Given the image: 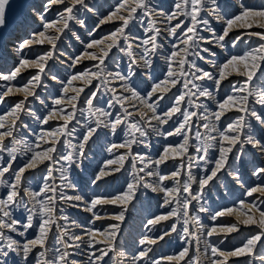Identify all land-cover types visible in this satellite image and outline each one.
Listing matches in <instances>:
<instances>
[{
    "label": "snow or ice",
    "instance_id": "snow-or-ice-1",
    "mask_svg": "<svg viewBox=\"0 0 264 264\" xmlns=\"http://www.w3.org/2000/svg\"><path fill=\"white\" fill-rule=\"evenodd\" d=\"M16 7L24 9L25 21L32 20L34 26L14 47L13 66L0 69V105L8 104L10 97H22L0 113V264H8L10 254L14 264L16 257L19 264H108V260L121 264L117 258L125 254L118 251L117 238L129 208L145 190L157 194L159 207L165 209L147 220L149 232L162 222L170 223L155 238L140 239L131 264H162L150 254L173 234L183 247L163 258L168 264H202V257L208 264H229L241 257L252 258L247 264L256 258L264 261V255L258 257L256 252L258 244L264 249V200L254 196H264V162L255 166L254 156L252 176L259 182L247 187L243 183L248 151L256 150L264 160V31H251L264 29V4L173 0L171 10L165 11L153 0H118L104 13L98 12L102 5L92 0L24 5L0 0V32L6 31ZM213 20L221 25L219 31ZM105 25L112 27L98 38ZM138 26L141 36L136 35ZM233 31L239 33L234 38ZM245 37L261 42L242 52L227 51L229 43L238 49ZM66 39L82 45L78 54L61 50ZM37 46L42 51L29 56L28 50ZM213 48L226 55L216 59ZM0 49V58L12 55L7 41ZM125 58L127 71H121L119 62ZM57 60L67 64L66 77L52 71ZM85 61L91 63L79 68ZM28 69L36 71L20 83L18 77ZM233 76L242 79L232 82ZM49 79L59 85L54 95L50 93V104L38 92L47 88ZM225 81L229 89L221 96ZM36 101L46 111L34 109ZM109 134L122 139L110 143L109 158L89 173L85 163L89 144ZM153 135L167 141L155 158L137 151L149 148ZM169 161L172 170L166 172ZM37 169L41 180L33 188L26 184V174ZM78 170L88 180H82ZM123 173L129 178L120 189L97 194L101 183ZM222 174L244 188L242 196L253 199H240L238 207L209 208L206 195ZM109 207L118 211L103 215L98 211ZM70 208L88 213L93 227L73 219ZM18 209L26 216L17 217ZM202 214L213 226L203 223ZM232 215L236 223L216 224ZM97 221L108 223L101 229L95 227ZM241 226H255L258 231L231 248L221 247L222 239L210 240L239 232ZM29 230L35 232L31 237ZM77 255L85 259L77 260Z\"/></svg>",
    "mask_w": 264,
    "mask_h": 264
},
{
    "label": "rangeland",
    "instance_id": "rangeland-1",
    "mask_svg": "<svg viewBox=\"0 0 264 264\" xmlns=\"http://www.w3.org/2000/svg\"><path fill=\"white\" fill-rule=\"evenodd\" d=\"M34 0H19L15 5H24V4H32ZM93 3H97L99 5H102V8L98 9L99 11H103L104 13H107L110 10V6L114 7L118 0H92ZM235 2L234 0H229V3ZM246 2L255 4V5H261L264 4V0H246ZM153 3L156 5H163V8L166 11L171 10V5L173 3V0H153ZM104 7V8H103ZM167 7V8H166ZM25 13L24 9L22 7H16L14 11L10 14L9 17V24L6 29V31L0 32V44H3L5 42V39L9 36V33L13 30L12 28H17L19 27L20 22L25 21ZM96 17H94L95 19ZM30 21V20H29ZM37 21V20H36ZM39 23V22H36ZM214 27L219 31L221 28V25L217 23L216 21H212ZM16 26V27H15ZM112 25H105L97 34L98 38L100 36H103L106 34V31L108 28H111ZM30 29V28H29ZM251 31H264V29H259V28H253ZM82 35H86L84 33V30H80ZM143 33V29L138 26V29L136 31L137 36H141ZM239 33L236 31H233L230 36L234 38L236 35ZM249 38L245 37L246 42H241L239 45L238 49H233L231 47V43L228 44V49L227 51L230 52H242L248 49L251 42L247 43V40ZM253 41V44L257 45L261 41L258 40L257 37H252L251 39ZM69 42V43H68ZM167 41H165L166 43ZM76 43V44H75ZM72 44L77 45V49H75L76 54L79 53L80 49L82 48V45L75 41V40H65L64 45L62 46L61 50H65L66 52L70 53L71 50L73 49ZM47 47V46H44ZM211 47V46H210ZM41 50V49H40ZM213 50L218 54L219 56H224L226 55L225 50H221L220 48H213ZM207 55V54H205ZM3 56V50L0 49V57ZM60 59H66L65 57H61ZM91 62L85 61L83 64L78 66L79 68H83L86 65L90 64ZM120 70L121 71H127V58H125L123 61H120ZM161 67L164 65V60L160 59L159 61ZM203 63V62H201ZM64 64L60 63V60H57L54 65H52V71L57 74L60 77H66L68 75L67 72L64 71V75L61 74L62 68L64 67ZM205 67H208V65H204ZM36 70L35 69H28L25 70V72L20 75L19 82L24 83ZM60 73V74H59ZM63 73V72H62ZM143 78V77H142ZM146 79V78H144ZM242 78L240 77H235L233 76L231 78L232 82H236L238 80H241ZM45 83L48 86H51L52 89L54 90L53 94H55V88H59V85L55 84L54 81L52 80H46ZM149 84H151V81H148ZM261 86H264L262 84ZM229 89V81L224 82V86L220 92V95H224L225 92H227ZM45 91L44 87H41L38 89L39 95L42 97L44 95L42 92ZM175 91V89H173ZM42 94V95H41ZM19 97H10L8 99H11L8 104L0 105V113L4 112L9 105L12 103V101L17 100ZM34 108H37L41 106L39 101H36L32 104ZM235 115L234 113H228V116ZM83 119V118H81ZM227 119V116L225 117ZM25 120L28 124L33 125V120L30 117H25ZM53 124L57 123V121L51 122ZM62 123V122H59ZM79 129V126H77ZM167 127V126H165ZM202 130V129H201ZM156 137V138H155ZM120 139L122 137L118 136H112L109 134L107 138H105L103 135H101L100 139L96 143H90L89 148L90 150L87 152V160L85 161L86 164H89V173L92 172L93 169L97 167L98 164L102 163L106 158H109L108 153L106 151L107 147L110 145L112 142H120ZM158 139V140H157ZM160 139V140H159ZM162 139V140H161ZM173 139V138H169ZM164 142V143H162ZM167 143L162 137H157L156 135H153L150 138V147L145 149L143 147L137 148V151L145 152L150 154L153 158H155L158 153L162 150V147ZM117 151V150H114ZM123 151V150H119ZM250 153V154H249ZM255 152L254 150H249L248 154L244 157L246 161H249L251 158H254ZM257 156V155H256ZM172 161L168 162V166L165 168L166 172H170L172 170ZM127 167V165H126ZM78 175L79 177L82 178V180H88V175L85 174L82 171L78 170ZM245 176V173L244 175ZM26 184L30 185L33 188H37L39 186L40 180H41V170L37 169L35 172H29L26 174ZM128 177V173H123V174H116L113 177H109L107 183H101L99 189H96L97 194L103 195L106 191L109 193L115 192L118 189L121 188V186L124 183V180ZM233 179H231V176L222 174L220 181L217 183V187L214 188L210 193L206 195V202L207 206L213 210H221L227 207H232L236 205L238 207V201L240 199H244L246 201H250L253 197H244L242 196V193L244 191V188L238 187L235 184ZM243 183L245 187L247 186H254L253 183L247 179L243 180ZM90 184L88 185L89 188ZM238 187V188H237ZM104 190V191H103ZM236 191V192H235ZM3 192V189H0V193ZM239 192V193H237ZM160 203V198L157 196V194L151 193L147 190H145V193L143 195L139 196V199L137 201H134L135 207H130L129 208V213L126 216V221L122 225V230L120 236L117 238V244H118V251L122 249V251H125L128 249V251H132V249H135V242L136 240H139L143 238L145 235H150L153 238H155L156 235H159L162 231L167 229L168 224L170 222H162L160 225L156 226L153 231L148 232V228H143L142 224L145 223L146 220L152 218L154 215H159L163 214L165 209L159 207ZM264 208V205L261 206ZM69 214L72 216L73 219L82 222L85 218H89L88 213H80L75 210V209H68ZM98 211L103 215L105 213H111L113 211H118V209L115 208H104V209H98ZM26 216V213L23 212V209H18L15 213L17 217H21V214ZM202 221L205 225H212L210 223L209 218L207 217L206 214H202ZM107 221H97L95 224V227L97 228H104L107 225ZM231 223H236V216H225L221 217L216 221V224H231ZM140 224V225H139ZM93 226V225H91ZM101 226V227H100ZM140 229V230H139ZM253 231H258V229L255 228V226H250V227H240L239 232L232 233L228 236H214L211 237L210 240L212 242H218L219 240H224V245H221V247H233L236 245H239L243 240L244 237L247 236L250 232ZM145 232V233H144ZM35 234L34 230H29L28 235L31 237ZM14 235V234H13ZM135 240V241H134ZM130 242V244H129ZM132 243V244H131ZM122 245V246H121ZM128 245V246H127ZM124 246V247H123ZM183 247L182 241L176 234L172 235L171 239H167L165 241H160L157 245L154 246V251L153 253L150 254L154 259H161L162 264H168L167 261H164L163 258L171 255L177 254ZM201 249L203 250L204 248V243L203 241L201 242L200 245ZM130 248V249H129ZM257 256L264 255V249H261L259 244L257 245ZM110 256L113 258H117L114 253H110ZM13 256L14 254H10L8 257V264H14L13 261ZM108 258H106L107 260ZM121 261H124V257H118ZM252 259V258H232L229 262V264H247V260ZM16 264H19V258H15ZM108 264H113L112 260H108ZM175 264V262H173ZM202 264H208L207 258L202 257ZM252 264H264V261L256 258L252 261Z\"/></svg>",
    "mask_w": 264,
    "mask_h": 264
},
{
    "label": "bare ground",
    "instance_id": "bare-ground-1",
    "mask_svg": "<svg viewBox=\"0 0 264 264\" xmlns=\"http://www.w3.org/2000/svg\"><path fill=\"white\" fill-rule=\"evenodd\" d=\"M19 0H12V3H13V5H15V3H17ZM235 2H233V3H231V4H236L237 3V0H234ZM42 2V0H34L33 1V3H37V4H39V3H41ZM254 4V3H253ZM104 8V7H103ZM167 8V7H166ZM165 10V9H164ZM55 10H53V12H54ZM166 11V10H165ZM49 16H51L52 15V13H49L48 14ZM34 19H36L37 21L36 22H39L38 21V18H35L34 17ZM21 24H19V27H17V28H12L13 30L11 31V33H9V36L5 39V41H7V51H8V53H11L12 55L11 56H9V57H4V58H0V69H9V68H11L12 66H13V60H14V56H15V54H14V51H13V49H14V47L15 46H17L19 43H20V41H21V39H23V38H27L30 34H31V30H32V27L34 26L33 25V22H32V20H28V21H23V22H20ZM16 27V26H15ZM30 28V29H29ZM69 41V40H68ZM249 42H251L250 43V45L251 46H255V44H253V41L252 40H247V43H249ZM69 43V42H68ZM167 43V42H166ZM76 44V43H75ZM72 47H73V49L71 50V54H73V55H76V51H75V49H77V45H74V44H72ZM41 49V50H40ZM39 51H42V48L40 47V46H37L36 48H34V49H31V50H28V55L29 56H31V55H33L35 52H39ZM220 54H218L217 55V57H216V59H219L220 57H222V56H219ZM66 58V57H65ZM65 66L62 68V72H61V74L62 75H64V71H65V68L67 67V64L65 63L64 64ZM25 72V70L24 71H22V73H21V75L23 74ZM60 74V73H59ZM20 79V76L18 77V80ZM3 82H0V84H2ZM56 89L57 88H55V91H56ZM53 92H54V90L52 89V87L51 86H48L47 85V88H45V91H43L42 93L44 94V95H42V98H44L45 100H46V102L47 103H51V100H52V95H54L53 94ZM50 93L52 94V95H50ZM16 97H19L17 100H19V99H21L22 97H20V96H16ZM10 100L11 99H8V103L10 102ZM33 108H34V106H32ZM39 108H40V110L41 111H46V109H44V106L43 105H41V106H39ZM35 109V108H34ZM158 137V136H157ZM156 138V137H155ZM158 140V139H157ZM160 140V139H159ZM162 140V139H161ZM162 143H164V142H162ZM254 152H255V166H259L262 162H264V160H262V158L260 157V155H259V153L256 151V150H254ZM250 154V153H249ZM257 155V156H256ZM247 160V159H246ZM248 163H247V168H246V171L244 172L245 173V176H243V180H245V179H247V180H249V181H251L252 183H253V185H255L256 183H258L259 181L257 180V178L255 177V176H252V171H253V167H254V164H253V158H251L249 161H247ZM231 179H233L232 177H231ZM235 182V181H234ZM233 182V183H234ZM234 185H236V186H238V187H241L240 186V184H237L236 182H235V184ZM92 185H90L89 186V188H88V190H89V195L91 196L92 195V191H91V189H92ZM237 187V188H238ZM104 191V190H103ZM236 192V191H235ZM237 193H239V192H237ZM254 196L255 197H258L259 199H261V200H264V196H261V194H259V193H257V194H254ZM253 199V198H252ZM251 199V200H252ZM247 200V199H246ZM75 210H77L78 212H79V214L80 213H85V212H83V211H81V210H79V209H75ZM89 219V218H88ZM88 219H84L81 223H83L86 227H93V226H91L90 224H88ZM210 220V219H209ZM79 222V221H78ZM209 224H212V221L210 220V223ZM140 225V224H139ZM142 226H143V228H149V226L147 225V220L145 221V223L144 224H142ZM208 226V225H207ZM212 225H209L208 227H211ZM101 227V226H100ZM140 230V229H139ZM79 231V230H78ZM149 232V231H148ZM145 233V232H144ZM150 236V235H149ZM135 241V240H134ZM139 241H140V239L139 240H136V242H135V249H132V251H128V249L127 250H125V251H122V249L121 250H119L120 252H123L125 255L123 256L124 257V261H122V263L123 264H131V258H132V256L133 255H135L138 251H139V249H140V244H139ZM129 244H130V242H129ZM132 244V243H131ZM122 246V245H121ZM128 246V245H127ZM124 247V246H123ZM130 249V248H129ZM75 259H77V260H81V261H83L85 258L83 257V256H80V255H77L76 257H75ZM259 259V258H258ZM85 264H86V262H85Z\"/></svg>",
    "mask_w": 264,
    "mask_h": 264
}]
</instances>
